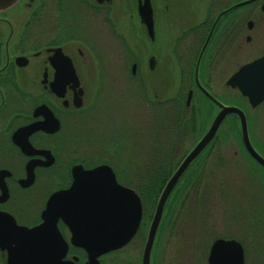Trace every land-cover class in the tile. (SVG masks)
Returning <instances> with one entry per match:
<instances>
[{"label":"flooded vegetation","instance_id":"flooded-vegetation-1","mask_svg":"<svg viewBox=\"0 0 264 264\" xmlns=\"http://www.w3.org/2000/svg\"><path fill=\"white\" fill-rule=\"evenodd\" d=\"M150 1L151 32L140 0H18L0 10V264H236L238 243L243 264H264V98L252 105L227 83L264 55V0H201L202 13L199 1L189 0L185 14L164 13L169 3ZM161 27L172 33L170 43H162ZM198 81L221 103L204 82L244 100L247 137L259 157L247 146L239 116L233 124L226 115L180 176L148 240L165 184L151 188V182L169 179L219 110ZM131 83L143 108L132 143L129 106L123 108ZM178 85L190 86L183 94ZM149 94L159 115L151 139L143 104ZM204 100L214 106L211 114ZM194 115L202 117L199 134L178 155V124L191 125ZM99 165L139 197L136 233L104 251L92 240L73 239L57 213L77 210L78 199L64 196L48 214L60 235L51 225L29 236L26 229L45 220L50 197L72 186L73 169ZM206 175L223 187L199 193L196 181ZM170 229L173 240H164ZM219 238L228 240L215 261Z\"/></svg>","mask_w":264,"mask_h":264},{"label":"water","instance_id":"water-1","mask_svg":"<svg viewBox=\"0 0 264 264\" xmlns=\"http://www.w3.org/2000/svg\"><path fill=\"white\" fill-rule=\"evenodd\" d=\"M17 1L18 0H0V10L12 6ZM139 13L142 21L151 32L153 16L150 0H140ZM205 45L206 43L202 51ZM227 83L233 87H238L243 95L249 97V102L252 105H256L260 102L264 98V55L242 65L229 77ZM198 84L207 95L218 104L220 109L213 118L208 130L186 155L166 182L157 202L149 229L148 240L154 239L165 202L180 176L193 159L212 140L219 125L227 114L234 113L239 116L247 146L257 155L247 137V122L243 110L236 106L225 105L217 101L207 92L199 81ZM73 172L74 181L72 186L50 197L47 208L43 213L45 220L39 225L26 229L28 235L34 237L40 236L42 232L51 225H54L53 228L55 227L54 232L58 233L55 224L56 219L49 220L48 214L53 208H56L58 199L68 196L78 199L75 204L78 206L77 210L60 211L57 215L64 216V220L69 224L73 232V239L92 240V245L96 246L95 248H97V251H104L111 247L120 246L129 240L136 232L141 218V203L136 192L118 183L115 173L106 165H99L90 170L82 169L77 171V169L74 168ZM87 206H89V208H87ZM85 236L87 237L84 239ZM225 240L228 239L219 238L214 243L212 249L213 260L218 261V258H216V251ZM236 262V264H243L244 262L243 248L239 243Z\"/></svg>","mask_w":264,"mask_h":264},{"label":"rangeland","instance_id":"rangeland-1","mask_svg":"<svg viewBox=\"0 0 264 264\" xmlns=\"http://www.w3.org/2000/svg\"><path fill=\"white\" fill-rule=\"evenodd\" d=\"M132 1V0H131ZM199 1V12L202 13L203 11V6L201 5V0H198ZM164 3H169V8L168 10H165L164 11H161V12H164V13H167V14H175V13H183L185 14L186 12H188V3H189V0H163ZM188 9V10H187ZM172 38V33L170 31H166V30H163V28L161 27V41L162 43L166 44V43H170V42H167L166 39H169ZM198 45V44H197ZM241 60H245L246 57L241 54ZM232 69L231 68H227V69H223L222 70V73H221V84L223 85V80L228 76V74L230 73ZM204 84L207 85L208 89L210 90V92L214 95H216L222 102H224L225 104L227 105H232V106H238L240 108H242L243 110H246V107H245V102L244 100H242L241 98H239L238 96L236 95H230V94H225L223 92V87L220 83H216V84H208V83H205ZM130 85V88H129V92H130V98L127 100V102L124 104V109L127 108L129 106V115L126 119H129V135H130V142L132 143V139H137V132L133 129V127L135 126L136 130H137V125H138V114H139V111L141 113V111L143 110V108L141 107V105H139V102H141L140 99V94L138 92V88H137V85L136 84H129ZM190 85H187V86H183V85H178V88H179V92L180 91H183V94L186 93L187 89L189 88ZM228 93V92H227ZM132 95V97H131ZM197 96V94L195 95ZM236 96V97H235ZM195 98V97H194ZM102 99V102L104 104V106L107 105V99H106V96L105 94L102 95L101 97ZM154 99L153 98V95L152 94H149V100L147 99V101L144 104V111H145V118L147 119V129H146V134H147V138L148 139H151V135L152 133L154 132V128L153 126L156 124L157 122V119L156 117L159 116L158 114L155 113L154 109L155 107L153 106V103L150 101ZM116 99H113V101L115 102ZM205 104H206V108L209 109V114H211L215 108L214 106L211 104L210 101H205ZM124 103V102H123ZM196 103V102H195ZM122 107V106H121ZM104 115V113H102ZM149 114V115H148ZM234 114H228V117H227V120L225 122H231L234 124ZM179 117V115H178ZM120 119L119 116L116 117V119H113V124L114 125V122L115 124H117V120ZM104 118H101V121H103ZM105 125L107 123H104ZM202 124V117L200 118L199 115L197 116H193V121H192V124L190 125H187L184 127L185 124H178V128L181 126L182 129H178V135L181 133V136H179L180 139H182V136H183V139L181 141V147L178 148L179 151L177 153H179L178 155H180L182 153V151L184 152L185 150H188V148L190 147V145L196 140L197 138V135L199 134L198 131H199V125ZM189 133L188 135L185 134V133ZM184 134V135H183ZM150 137V138H149ZM179 139V140H180ZM210 166V163L208 164V167ZM171 166H166L167 169H169ZM208 167H207V170H208ZM170 173V171H169ZM168 173V174H169ZM166 174V171H164V175H168ZM217 177V176H216ZM220 179L217 178V179H214L212 180V178L209 176V175H206L205 177L203 178H200L198 181V185L196 186V188L198 189V192L200 189H203V188H208V189H212V190H215L217 192V190L219 188H222L223 186L221 185ZM193 188V187H192ZM195 188V187H194ZM200 193V192H199ZM198 199L197 195L195 197V199ZM204 204L206 205V203L204 202ZM203 211V210H202ZM182 224H186V222H180L179 223V226H181ZM174 232H175V229H174ZM183 236L185 237L187 235L186 231H184V225H183ZM172 233H173V230H172ZM171 229L168 231V234L164 236V240H173L171 238ZM205 238V237H204ZM184 240V239H183ZM199 240H204V239H199Z\"/></svg>","mask_w":264,"mask_h":264},{"label":"trees","instance_id":"trees-1","mask_svg":"<svg viewBox=\"0 0 264 264\" xmlns=\"http://www.w3.org/2000/svg\"><path fill=\"white\" fill-rule=\"evenodd\" d=\"M154 183H156V184H159L160 185V188L162 187V185L165 183V179H162V180H160V181H154V182H151V184H153V186L151 187V188H154L155 186V184ZM153 199V196H146V199Z\"/></svg>","mask_w":264,"mask_h":264}]
</instances>
